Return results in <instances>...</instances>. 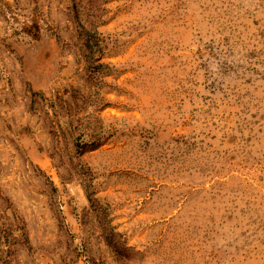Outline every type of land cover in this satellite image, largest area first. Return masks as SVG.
Wrapping results in <instances>:
<instances>
[{
  "label": "rangeland",
  "instance_id": "rangeland-1",
  "mask_svg": "<svg viewBox=\"0 0 264 264\" xmlns=\"http://www.w3.org/2000/svg\"><path fill=\"white\" fill-rule=\"evenodd\" d=\"M0 264H264V0H0Z\"/></svg>",
  "mask_w": 264,
  "mask_h": 264
}]
</instances>
